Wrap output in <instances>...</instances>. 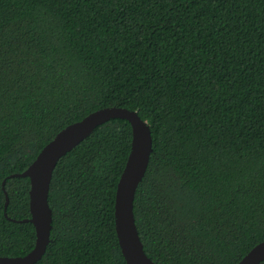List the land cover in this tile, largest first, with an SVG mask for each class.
Returning a JSON list of instances; mask_svg holds the SVG:
<instances>
[{
    "label": "trees",
    "instance_id": "1",
    "mask_svg": "<svg viewBox=\"0 0 264 264\" xmlns=\"http://www.w3.org/2000/svg\"><path fill=\"white\" fill-rule=\"evenodd\" d=\"M108 105L152 130L134 214L156 264H235L264 240V0H0V255L36 238L29 178L10 174ZM131 140L111 118L60 157L35 264H127L114 205Z\"/></svg>",
    "mask_w": 264,
    "mask_h": 264
},
{
    "label": "water",
    "instance_id": "2",
    "mask_svg": "<svg viewBox=\"0 0 264 264\" xmlns=\"http://www.w3.org/2000/svg\"><path fill=\"white\" fill-rule=\"evenodd\" d=\"M111 118L128 120L132 129L130 152L115 194L114 215L118 242L127 264H156L145 251L134 214L135 191L145 175L153 150L152 130L137 110L118 105L99 107L81 119L68 123L40 149L23 171L10 174L29 178L30 216L21 220L34 224L36 238L33 247L24 254L0 255V264H35L42 257L50 241L52 228V208L48 195L53 170L61 156L87 137L95 127ZM5 197L4 213L8 216L6 208L9 195L6 190ZM263 260L264 240H261L235 264H259Z\"/></svg>",
    "mask_w": 264,
    "mask_h": 264
}]
</instances>
